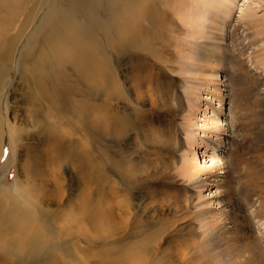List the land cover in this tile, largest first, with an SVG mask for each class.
<instances>
[{"label": "bare ground", "instance_id": "6f19581e", "mask_svg": "<svg viewBox=\"0 0 264 264\" xmlns=\"http://www.w3.org/2000/svg\"><path fill=\"white\" fill-rule=\"evenodd\" d=\"M153 1L0 0L1 167L7 165L13 158L12 152L10 154L7 152L6 142L9 139L8 133L16 126L12 121L7 122L11 108L7 99L14 84L12 68L9 69L8 65L13 64L15 56L19 66L17 76L25 89H28L24 98L25 102L31 105L28 111L31 116V128L41 129L42 134L51 142L52 135L57 134L54 132L60 130L56 124H52L54 116L59 114L58 123L63 121L70 134L81 138L79 139L81 141L87 140L91 137L89 135H96L93 134L96 133L94 130L90 134L89 120L101 123V129L106 122L116 120L111 106L113 102L116 103L120 91L116 85L119 82L115 72L118 61L114 60L112 52L122 53L139 48L140 39L143 38L141 32L146 33L149 26L140 24L137 18L145 16L147 23L152 20ZM246 17L250 25L261 29L260 33L263 34L264 17L258 18L254 14ZM210 39L212 41L208 43L209 48L205 57L197 56L195 59L198 61L200 80L205 84L209 82L207 98L202 100L208 103L201 106L192 100L189 101L184 128L188 133L191 119L197 117V111L203 112V117L208 120L201 126L203 134L201 145L206 152L215 150L212 157L214 163L212 167L206 166L205 163L201 166L195 159L196 150H192L193 156L190 158L188 155L185 156L182 170L189 181L193 180L197 185L203 184L201 188L216 185L218 195L221 197L217 203L220 208L216 212L210 209L199 210L197 215L208 220L213 230L220 229L225 236L229 235L226 237L227 243L232 242L234 245V247L229 245L230 251L227 250L229 263L264 264V168L259 169V166H264V92L257 91L262 81L252 83L251 97L247 103L250 115L248 114L245 119L235 117V121L232 120L231 123L224 113L225 94L218 83L219 71L215 68L221 64L219 58L214 59L219 44L215 42L217 40L215 37ZM21 44L20 51H17ZM215 61L217 63H214ZM192 69L193 67H188V70ZM67 70H71V74ZM202 74L204 76H201ZM188 96L191 97L192 93ZM215 103L219 106L214 107ZM39 118L42 120L39 121ZM120 120L117 119V124L122 128L124 124ZM17 134L20 135L21 132ZM195 135H198V132L195 131ZM17 140L16 145L19 146L20 138ZM189 144L190 147L194 146L191 136ZM251 145L254 150L250 149ZM90 155V160L94 161L92 154ZM226 157L230 159L233 171L240 175L237 184L228 171L231 168L226 166ZM53 159L46 158L50 164L55 163ZM50 164H47L50 167L45 169L46 174L42 177L29 176L30 174L26 172V175L18 173L13 190L5 189L3 182L0 181V264H88L89 261L98 264H136L137 258L131 252L119 259L110 257L111 253L120 247L119 240L112 236L124 233L130 228L132 213L129 206L122 200L104 201L106 198L93 197L95 191L91 185L86 186L84 193L78 195L80 207L77 211L73 213L70 210L68 214V217H73L71 221H74L77 227L81 225L80 233L75 235L81 238L84 246L76 247L69 234L70 223L67 221L70 218L63 219L64 225L60 227L57 224V215L53 217L59 206L66 205L65 207L70 209L73 205L64 201L59 179L51 190L45 189L47 185L50 187V182L53 184L54 178L57 177V169H51ZM114 164L113 168L119 167L118 163ZM113 168L97 166L93 169L92 166L91 184L120 188L121 180L117 178ZM236 185H239L241 190L239 194ZM37 187L46 191L45 194L48 196L45 199L42 200L41 196L39 199L35 198V193L31 189ZM202 204L199 203L198 206ZM54 205L57 208L54 209ZM168 225L169 223H166L162 233L173 227ZM254 225L258 229H255ZM105 226L111 232V236L101 232V228ZM258 234L261 237H258ZM93 237H105L110 249L100 254L94 248L95 252L91 254L92 247L98 241L93 240Z\"/></svg>", "mask_w": 264, "mask_h": 264}, {"label": "rangeland", "instance_id": "374dc122", "mask_svg": "<svg viewBox=\"0 0 264 264\" xmlns=\"http://www.w3.org/2000/svg\"><path fill=\"white\" fill-rule=\"evenodd\" d=\"M151 4V24L145 21V16L137 18L140 24L149 26L146 33L141 32L143 38L140 39L139 48L122 53L112 52L114 60L118 61L115 72L119 83L116 85L123 92H119L116 103L113 102L111 106L116 120L106 122L102 126L103 130L101 123L89 120L90 134L94 130L96 133L93 134L96 135H89L91 137H88V141H81V138L70 134L63 121L58 123L59 114L53 115L55 119L52 124H56L60 130L50 137L52 143L42 134L41 129L31 128V116L28 112L31 105L24 98L28 89H25L17 76L19 66L15 56L13 67L8 65L9 69L12 68L14 84L7 99L11 107L7 122L12 121L16 126L8 133L10 140H7L9 143L6 142L7 152H12L13 158L7 165H0V181L5 189L13 190L18 173L42 177L46 174L45 169L50 167L46 158H54L55 163L50 165L51 169L58 170L57 177L45 189L51 190L54 183L59 182L64 201L73 205L70 209L66 205L59 206L53 217L57 215L60 227L64 225L63 219L70 218L67 221L70 223L69 234L76 247L84 246L81 238L75 235L80 233L81 225L77 227L71 221L73 217H68V214L70 210L73 213L77 211L80 207L78 195L83 194L86 186L91 185L95 191L93 197L106 198L104 201H125L132 213L130 228L112 236L119 240L120 247L113 253L112 250L110 257L119 259L131 252L138 260H135L136 264H230L229 245H234L232 242L227 243L226 237L229 235L225 236L220 229L213 230L208 220L197 215L199 210L210 209L216 212L220 208L217 203L221 197L216 185L201 188L203 184L197 185L195 181H189L182 170L184 158L186 155L192 157V150H196L195 159L201 166L205 163L212 167L215 150L206 152L201 145V126L208 119L203 117L201 110L197 111V117L191 119L189 132L186 133L185 116L190 100L201 106L208 103L202 100L207 98L209 82L205 84L200 80L198 61L195 59L197 56L205 57L212 37L219 44L214 59L221 60V64L215 68L219 71L218 83L225 94L224 113L231 123L235 121V117L245 119L250 115L247 103L250 101L252 83L261 80L262 85L257 91L264 92V32L262 34L261 29L250 25L246 15L264 17V0H154ZM21 46L22 44L17 51H20ZM188 67L193 69L188 70ZM67 71L71 74V70ZM189 93H192L191 97L188 96ZM215 104L214 107L219 106ZM117 119L123 121L122 128L117 124ZM40 120L42 119L39 118ZM230 128L232 130L233 125ZM195 131L198 135H195ZM17 132L21 134L18 135ZM58 135H61L60 138ZM190 136L193 147L189 144ZM19 138L20 145L17 146L16 140ZM253 148L251 145L250 149L254 150ZM89 153L94 161L90 160ZM225 160L226 166L231 168L230 159L226 157ZM115 162L119 167L113 168ZM96 164L101 168L111 166L121 180V185H117L120 188L91 184L90 168L93 166L96 169ZM259 167L260 170L264 168ZM228 171L237 184L240 175L232 168ZM236 186L239 194L241 190L239 185ZM31 190L37 199L41 196L43 200L48 196L43 188ZM199 203L204 205L198 206ZM55 207L57 208L56 205L54 209ZM89 210L87 211L90 213ZM213 212L211 214H215ZM166 223H169L168 227H173L162 233ZM255 225V229H258ZM106 228L107 226L102 227L101 232L111 236ZM257 236L261 237L259 234ZM94 239L98 241L92 247L91 254L95 252L94 248L100 254L110 249L105 237H93ZM88 264L98 263L89 261Z\"/></svg>", "mask_w": 264, "mask_h": 264}]
</instances>
